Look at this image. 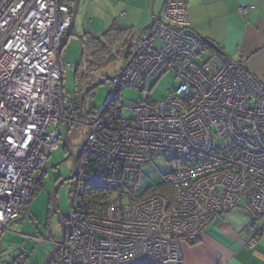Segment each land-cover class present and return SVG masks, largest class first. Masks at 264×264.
<instances>
[{"label":"built area","instance_id":"2783aa9c","mask_svg":"<svg viewBox=\"0 0 264 264\" xmlns=\"http://www.w3.org/2000/svg\"><path fill=\"white\" fill-rule=\"evenodd\" d=\"M77 1L0 0V240L62 145L67 121L77 122L61 88L59 55ZM133 51L107 83L104 105L83 124L69 229L49 264H182V241L197 240L221 212L243 203L264 216V83L245 57L206 53L185 0H166ZM167 70L179 80L176 90L153 104H123L125 86L143 90L147 76ZM221 139L228 142L218 145ZM160 156L181 166L164 177L169 193H123L84 206L88 184L107 181V165L127 176L121 187L136 190L141 165Z\"/></svg>","mask_w":264,"mask_h":264},{"label":"rangeland","instance_id":"374dc122","mask_svg":"<svg viewBox=\"0 0 264 264\" xmlns=\"http://www.w3.org/2000/svg\"><path fill=\"white\" fill-rule=\"evenodd\" d=\"M107 2L108 0H82L80 3L73 32L61 54L64 66V92L68 99V104L71 99L77 98L79 92L85 86H88L89 82L116 74L126 64L125 56L128 48L122 54H117L108 65L94 70L91 77L82 79L81 75L78 76L76 74L75 66L77 64L80 65L82 70L88 59L82 56L87 37L90 34L101 35L115 17L121 24L126 23V19H123L122 16L120 17L121 12L124 10L123 5H119L116 2L115 6L112 7ZM136 35L134 31L133 36ZM133 45H135L134 42ZM204 54L207 55L205 52ZM198 59L203 61L204 56ZM107 83L108 81L98 85L86 95L84 100V113L86 115L104 105L109 93ZM178 86V78L171 70H167L156 76H147L146 87L143 90L125 86L121 90V98L125 106H128L131 102L144 100L146 102L155 101L153 103H156L176 90ZM131 114L132 109L127 107L125 109L126 117H130ZM75 120L77 122L73 123L69 135L71 147L74 151H77L81 142L87 137L88 129L83 124L87 123L88 119L75 116ZM227 142V139H221L217 140L216 143L224 145ZM72 167V161L67 157V153L61 146L51 154L43 174L44 183L38 184L35 195L27 203L20 218L8 224L2 234L0 248H4L14 254L25 251L28 256L25 264H39L44 260L62 234L61 224L53 210L50 199L51 192L55 186L54 179L59 175H68ZM180 168L181 166L178 162L168 160L163 156L158 157L151 163L141 165L136 191L144 193L148 187L162 183L165 175ZM75 185L76 179L68 180L58 188L56 194L57 208L65 219L67 231L69 229L68 217L72 212Z\"/></svg>","mask_w":264,"mask_h":264},{"label":"crops","instance_id":"0c3cea01","mask_svg":"<svg viewBox=\"0 0 264 264\" xmlns=\"http://www.w3.org/2000/svg\"><path fill=\"white\" fill-rule=\"evenodd\" d=\"M165 1L108 0L112 7L116 2L123 5L120 17L126 19L121 24L115 17L108 28L114 23L131 28L133 43L149 28L153 14H158ZM185 1L190 27L217 44L224 55L232 59L244 56L246 68L264 83V0ZM239 6L252 7L242 14L238 12ZM182 249V264H264V216L257 218L241 203L221 212L197 241L183 240Z\"/></svg>","mask_w":264,"mask_h":264},{"label":"trees","instance_id":"16d2710c","mask_svg":"<svg viewBox=\"0 0 264 264\" xmlns=\"http://www.w3.org/2000/svg\"><path fill=\"white\" fill-rule=\"evenodd\" d=\"M87 38L88 39L86 40V43L84 44V49L82 53L83 57L88 58L86 61V64L84 65L82 70L80 69L81 67L80 65L77 64L75 66L76 74L78 76L81 75L82 79L91 77L92 72L94 70H96L97 68L101 66L108 65L109 62L113 60L117 54L118 55L122 54L124 51H126L127 48L128 49H127V53L125 56L126 58L125 60L128 61L132 55V51L135 46L132 43V29L122 27L117 23H114L110 28L105 30L101 35H91L90 34ZM200 38L203 41L204 49L206 53L208 54L218 53L221 55L224 54L221 48L217 44H215L214 42L210 41L207 38H203L202 36H200ZM136 42H137V39L134 40L135 44ZM91 83L92 81L89 82L88 85ZM86 87L87 86H85V88ZM78 98L79 96H77V98L71 99V101L74 103H78ZM153 102L155 101H150L148 103L153 104ZM106 165H104V167H106ZM103 171L107 173L106 174L108 177L107 181L100 179V180H95L91 182L90 184H88V187L85 189V192L81 196V201L83 202L86 208H97L98 206L105 205L109 203L114 198V196H118V194H121V195H123V193L124 195L129 194L130 198H135V197H142L148 191L154 190V189L162 190V191L171 190L170 185H168L163 179L162 183L158 185L150 186L145 190L144 193H139L135 189L134 190L127 189L128 184L125 187H121L124 184L125 179L127 177V176H124L121 173V171L111 172L109 170L108 165L106 168H104ZM43 174H44L43 172L40 173V175L36 179L35 190L32 194V197L35 195L38 189V184L44 183ZM111 176H112L111 179L113 180L112 182L108 180ZM120 181H123V183H121ZM133 191H134L133 194L130 193ZM259 217H262V216H257V218ZM27 257L28 256L26 255L25 251H20L18 253V260L16 264H25Z\"/></svg>","mask_w":264,"mask_h":264},{"label":"water","instance_id":"95a60500","mask_svg":"<svg viewBox=\"0 0 264 264\" xmlns=\"http://www.w3.org/2000/svg\"><path fill=\"white\" fill-rule=\"evenodd\" d=\"M79 3H80V0L77 1V6L74 10V13H73V17H72V22L70 24V27L66 33V38H65V41H64V44L62 45V47L60 48L59 50V55L61 56L62 54V51H63V48L64 46L66 45V43L68 42L70 36H71V33H72V28H73V25H74V21H75V15H76V12L78 10V6H79ZM154 17H155V14H153V18L150 22L149 25H151L154 21ZM142 32L139 34V37L141 36ZM134 53V51H133ZM128 65V62L125 64V66L123 67V70L127 67ZM122 70L116 74H113V75H109V76H105V77H102L100 79H97L96 81L92 82L88 87H86L80 97H79V110H78V115L80 117H86V115L84 114L83 112V106H84V100H85V97H86V94L91 91L92 89L96 88L98 85L102 84V83H105L106 81L108 80H111L113 79V77L121 74ZM61 88L62 90H64V79L62 77L61 79ZM72 128V122L71 121H67V124H66V130L64 132V135H63V147L67 150V157L69 156H72L73 157V170L72 172L67 175V176H64L62 177L54 186L52 192H51V196H50V199H51V204H52V207H53V210L55 212V214L57 215L58 219H59V222L61 224V228H62V234H61V238L55 243V246L54 248L47 254V256L44 258V260L39 263V264H49L51 262V260L53 259V257L57 254V252L59 251L60 247L62 246V244H64L65 240H66V225H65V219L64 217L60 214L58 208H57V204H56V194H57V191H58V188L66 181L68 180H72L74 179L76 176H77V173H78V158L80 156V153L82 151V149L85 147L86 143H87V137L85 138L83 144L81 145L80 149L78 150V152L75 154L70 146V142H69V132Z\"/></svg>","mask_w":264,"mask_h":264},{"label":"flooded vegetation","instance_id":"af4514ba","mask_svg":"<svg viewBox=\"0 0 264 264\" xmlns=\"http://www.w3.org/2000/svg\"><path fill=\"white\" fill-rule=\"evenodd\" d=\"M133 52V51H132ZM131 58V57H130ZM129 58V59H130ZM129 63V60L128 61H126V63ZM128 66V65H127ZM127 68V67H126ZM125 68V69H126ZM124 69V70H125ZM122 71H123V69H122ZM64 79V78H63ZM96 81V80H95ZM107 82V81H106ZM105 82V83H106ZM108 82H109V80H108ZM90 85V84H89ZM88 85V86H89ZM87 86V87H88ZM85 89V88H84ZM84 89H82L81 91H80V94L78 95L79 97H80V95H81V93H82V91L84 90ZM91 91H89L87 94H89ZM86 94V95H87ZM64 96L66 97V95H65V92H64ZM68 99L66 98V101H67ZM74 107H75V111H74V115H73V117H74V119H75V116H79L77 113H78V110H79V98H78V103H74ZM77 107H78V109H77ZM83 112H84V106H83ZM94 111H92V113H93ZM92 113H90L89 115L87 114H85L86 115V119H91V117H92ZM80 117V116H79ZM82 118H84V117H82ZM67 124V123H66ZM72 125H73V123H72ZM85 126V125H84ZM65 130H66V127H65ZM71 131V130H70ZM65 132V131H64ZM69 134H70V132H69ZM69 142H70V135H69ZM84 142V141H83ZM83 142H81V145L83 144ZM81 145H80V147H81ZM70 146H71V143H70ZM61 147L65 150V152L67 153V150L63 147V141H62V145H61ZM80 147H79V149H80ZM72 148V147H71ZM86 148V145H85V147L82 149V151H81V153H80V156H79V158H78V168H79V165H80V163H81V160H82V158L85 156V149ZM78 149V150H79ZM73 150V149H72ZM78 150L77 151H74L73 150V152L76 154L77 152H78ZM67 155H68V153H67ZM71 161H72V165H73V157L72 156H69L68 157ZM72 170H73V167H72ZM72 170H71V172H72ZM70 172V173H71ZM69 173V174H70ZM68 174V175H69ZM67 176V175H66ZM62 177H64V175H59V176H57V177H55V179H54V181H55V184L62 178ZM74 179H76V177L74 178ZM73 180V179H72ZM67 230H66V234H67ZM17 260H18V254L16 253V254H14L13 252H9V251H7L6 249H4V248H0V263L1 264H16L17 263Z\"/></svg>","mask_w":264,"mask_h":264},{"label":"clouds","instance_id":"9594fccd","mask_svg":"<svg viewBox=\"0 0 264 264\" xmlns=\"http://www.w3.org/2000/svg\"><path fill=\"white\" fill-rule=\"evenodd\" d=\"M139 38V37H138ZM45 171V170H44ZM44 171H43V173H44Z\"/></svg>","mask_w":264,"mask_h":264}]
</instances>
